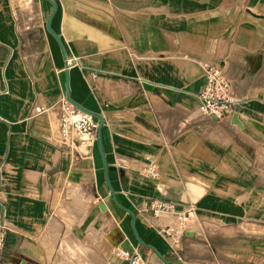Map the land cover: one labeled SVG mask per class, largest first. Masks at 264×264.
<instances>
[{"label": "crops", "instance_id": "1", "mask_svg": "<svg viewBox=\"0 0 264 264\" xmlns=\"http://www.w3.org/2000/svg\"><path fill=\"white\" fill-rule=\"evenodd\" d=\"M51 1L0 0V264H264V0ZM206 64L229 121L197 115ZM67 92L91 146L62 144Z\"/></svg>", "mask_w": 264, "mask_h": 264}, {"label": "built area", "instance_id": "2", "mask_svg": "<svg viewBox=\"0 0 264 264\" xmlns=\"http://www.w3.org/2000/svg\"><path fill=\"white\" fill-rule=\"evenodd\" d=\"M204 86L199 94L200 104L197 108V115L213 118L217 122L229 121L232 117V105L239 104V99L231 96V81L219 66L203 65ZM60 117L58 129L61 135L62 144L71 148L75 146L88 147L94 144L98 122L92 114L84 112L73 106L64 97L59 103ZM35 112L41 108L35 107ZM151 210L169 211L177 218L180 228H185L189 218V212L180 213L171 207L162 204H151ZM6 225L0 229V251L4 248ZM170 231L169 228H167ZM127 255L128 264H141L137 253Z\"/></svg>", "mask_w": 264, "mask_h": 264}, {"label": "water", "instance_id": "3", "mask_svg": "<svg viewBox=\"0 0 264 264\" xmlns=\"http://www.w3.org/2000/svg\"><path fill=\"white\" fill-rule=\"evenodd\" d=\"M49 1L52 3L53 7L55 8V4L53 3V1H51V0H49ZM50 21H51V18H50V19L48 20V22H47L46 29H47L48 33L51 34V35L54 37V39L57 41V43L59 44V46H60L61 49H62V45H61V42H60L59 38H58L57 35L54 34V33L51 31V29H50ZM62 50H63V49H62ZM67 100H68L73 106H75L76 108H78V109H80V110L86 112V111H85L83 108H81L79 105H77V104H75L73 101H71V99L69 98V94H68V92H67ZM92 115H93V117L97 118V119L99 120V122H100V125H99V128H98V134H99V133H100L101 126H102V119H101L100 117L94 115V114H92ZM231 122H232V124H235V125L239 126L240 128H243V127H244L243 124H242V123L240 122V120L238 119V117H237L236 114L233 116ZM127 212H128V213L132 216V218L134 219V215H133L130 211H128V210H127ZM132 227H133L134 234H135V236H136L137 241L139 242V244L142 245L141 241H140L139 238L137 237V234H136V231H135L134 226H132Z\"/></svg>", "mask_w": 264, "mask_h": 264}, {"label": "rangeland", "instance_id": "4", "mask_svg": "<svg viewBox=\"0 0 264 264\" xmlns=\"http://www.w3.org/2000/svg\"><path fill=\"white\" fill-rule=\"evenodd\" d=\"M108 226H110V225L108 224ZM6 227H7V230H8V226L7 225H6ZM49 260H50L49 261L50 264H74V262H72L71 258H69L67 256H63V254L57 256L54 261H52V259L50 257H49ZM51 261H52V263H51Z\"/></svg>", "mask_w": 264, "mask_h": 264}]
</instances>
